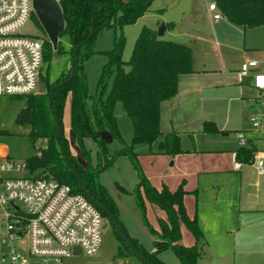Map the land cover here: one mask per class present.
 Wrapping results in <instances>:
<instances>
[{"label":"trees","instance_id":"obj_1","mask_svg":"<svg viewBox=\"0 0 264 264\" xmlns=\"http://www.w3.org/2000/svg\"><path fill=\"white\" fill-rule=\"evenodd\" d=\"M153 0H59L62 7L65 28L60 38L67 37L69 48L65 50L59 43L58 50L47 37H43L44 60L50 63L54 54L68 52L74 60V70L59 75L50 82L49 69L42 74L48 84L45 93L22 96L26 102L19 110L16 121L28 125V136L33 144L45 141L38 151L26 158L29 172H48L55 179L67 183L74 192L83 193L108 219L120 241L117 259L131 256L139 261L117 232L108 214L99 206L108 209L123 226L126 234L138 253L148 264H167L159 257L164 249L171 248L182 264H198L206 244L203 229L198 217L190 216L185 206V196L189 192L182 181L175 189L166 185L158 188L140 170L139 181L133 191L123 185L118 187L124 192L134 194L137 204L150 233L156 237L155 250L147 249L137 238L131 236L120 218V209L109 190L100 181V174L112 166L118 157L125 155L138 162L135 146L147 144L150 147L158 142V153L177 155L184 153L180 145V135L176 130L163 133L161 129V104L175 96L179 90L182 74L194 71L193 51L190 45L159 36L155 29L144 26L134 44L129 60H124L125 38L123 34L115 38L114 46L105 50L108 61L103 66L98 91L90 93L85 61L99 53L96 49L98 33L106 28H123L135 23L149 9ZM224 17L245 27L264 25V0H215ZM33 17L36 19L35 14ZM32 17V18H33ZM113 76L106 97L103 91L107 81ZM55 88L53 89V87ZM92 99V106L88 100ZM122 103L124 113L132 119L133 138L131 143L121 137L114 105ZM69 102V134L64 127L65 109ZM70 130L86 160L82 165L70 142ZM102 130L112 133L120 140V147L114 152L108 150V143L99 135ZM205 132L220 131L213 121H205ZM0 133L7 134L6 130ZM163 136V137H162ZM91 138L98 144L97 160L92 161L91 150L86 147L85 139ZM259 149L255 146H242L234 152L235 160L251 162ZM8 157L11 158L8 154ZM77 177V178H76ZM81 184L86 192L83 191ZM146 201L161 209L164 216L157 218V227L145 216ZM182 224H186L195 242L185 245L182 240ZM140 264H145L139 261Z\"/></svg>","mask_w":264,"mask_h":264},{"label":"rangeland","instance_id":"obj_2","mask_svg":"<svg viewBox=\"0 0 264 264\" xmlns=\"http://www.w3.org/2000/svg\"><path fill=\"white\" fill-rule=\"evenodd\" d=\"M168 1H175V3L165 11L156 10V7L163 5V0H153L149 9L135 23L127 24L122 29L106 28L98 33L95 46L99 53L84 63L90 93L95 95L98 91L103 66L108 61V56L104 51L114 46L117 36L123 34L125 38L123 58L127 61L131 57L134 44L144 26L153 27L159 20H162L163 23L164 20L174 19L176 21L174 31L166 33L164 38L184 42L189 39L185 34L186 31L195 32L198 26V28L204 27L207 29L211 27V24L207 26V23H205L207 21L206 17L203 15L205 13L203 12L204 7L210 0H198L196 2L197 7H201L196 13L188 9L193 5L195 6L194 1L190 4L184 0ZM179 30H182L180 34L177 33ZM20 32L48 38L37 17L28 20L20 29ZM60 40L66 48L65 50H67L69 48L68 38L63 37ZM70 67L69 53L59 52L53 55L50 63L44 60L43 71L47 73V69H49V78L52 83L63 72L67 73ZM112 78L111 75L107 81L103 97H106L110 90ZM250 95V98L242 99L240 105H233L234 114L232 115L233 119L227 124L228 131L222 132L219 129L220 131L207 132L203 135L196 133L195 137L180 133L181 147L191 150L199 147L208 150L202 153L207 157V161L204 162V167L200 165L201 170H188V163L186 164L183 154L158 153V142H155L151 147L147 144L135 146V151L138 153L137 163L129 156L122 155L117 158L112 166L101 172L100 181L117 202L120 209V218L128 233L137 237L147 248L152 249L154 247V236L144 222L143 213L137 204L136 197L134 194L124 192L118 187V184H121L127 190L133 191L139 181L140 170L158 188L166 185L170 189H175L182 181H185V188L189 191L184 201L187 213L192 217L196 215L198 218L204 219V235L207 246L206 253L199 260V264H223L225 260L228 262L229 257L227 254L225 258H219L217 255L218 250L222 247V242L219 241L221 239L219 226L221 223H225V217L228 215V205L231 201H237V203L246 206L254 201L259 191L264 188V172H260L257 165L259 152L251 162L242 163L240 161V171L234 169L235 159L232 151L240 146L238 130L236 129H241L247 136H254L259 151H264V124L261 128H254L251 121L253 117H258L264 122V109L260 104L262 98L258 97L257 91H252ZM261 101L263 102L264 99ZM25 102V97L0 96V131L6 130L8 132L7 134L0 133V142L6 145L9 156L16 162H25L26 158L35 154L40 146L46 144L45 141L33 144L27 134L29 131L28 125L19 124L16 121V116ZM92 103L93 100L89 99L88 106L91 107ZM69 110L68 102L64 120L67 135L70 127ZM114 114L121 137L125 142L131 143L133 138L132 119L124 113L122 103L119 101L114 105ZM85 144L91 150L92 161L95 164L98 144L91 138H86ZM107 146L110 152H114L120 147V140L115 138ZM186 168L187 170H185ZM218 191L219 194H217ZM160 211L146 201L145 216L155 227L158 225L157 216ZM161 213L163 214L162 211ZM182 233L184 244L194 243V236L186 224H182ZM256 233L261 235L263 232L260 228H257ZM1 234H5V228L0 221ZM224 235L227 236V233L224 232ZM17 245L22 252L28 254L29 236L27 234L23 236ZM119 246L120 241L115 235L111 222L106 218L104 219L99 251L93 256L79 254L64 258L61 264H140L131 256L117 259L115 263L114 258L119 252ZM160 255L167 257L166 259H169L168 261L172 264H182L171 248L164 249L160 252ZM218 261H221V263H218ZM168 264L170 263L168 262Z\"/></svg>","mask_w":264,"mask_h":264},{"label":"built area","instance_id":"obj_3","mask_svg":"<svg viewBox=\"0 0 264 264\" xmlns=\"http://www.w3.org/2000/svg\"><path fill=\"white\" fill-rule=\"evenodd\" d=\"M213 18L223 14L210 2ZM34 12L33 0H0V96L39 93L44 53L43 37L20 32ZM258 62L249 59L241 66L240 78ZM253 85L264 92V72L254 75ZM264 102V101H263ZM252 126L261 128V118ZM240 145H248L244 131ZM258 168L264 172V151H258ZM240 162L235 160L234 167ZM0 264H61L74 255H95L101 246L104 217L81 192L52 177L48 172H29L26 162H16L0 153ZM29 236L28 254L18 241ZM81 248L75 253L74 248Z\"/></svg>","mask_w":264,"mask_h":264},{"label":"crops","instance_id":"obj_4","mask_svg":"<svg viewBox=\"0 0 264 264\" xmlns=\"http://www.w3.org/2000/svg\"><path fill=\"white\" fill-rule=\"evenodd\" d=\"M184 1L189 2L188 4L192 1L195 2V6L188 8L193 13L198 12L201 7H197L198 0ZM212 1L210 0V2ZM163 2V5L156 7V10L165 11L175 3V1L169 2L168 0H163ZM210 2L207 4L206 1L205 10L201 9V11L205 12L203 13L207 20L205 23L207 26L211 24V27L207 29L198 28V26L195 32L186 31L185 34L189 38L187 40L190 41H179L192 47L194 71L182 74L177 94L162 102L160 124L163 133L176 130L179 135L180 133L193 137L196 133L203 135V133H207L203 131L205 121L215 122L222 132L228 131L227 124L233 119L234 104L240 105L242 99L250 98L252 91H257L258 97L264 99V92L257 90L253 85L255 73L264 72V25L245 27L224 16L214 19L213 11L209 8ZM163 22L167 26L164 37L166 33L174 31L176 21L169 19ZM161 24L162 20H159L151 28L157 30ZM181 31L179 30L177 33L180 34ZM249 59L257 60L258 65L250 68L249 72L240 78L241 66ZM261 100L260 104L264 109V102ZM236 130L242 131L241 129ZM247 138L249 142L247 146L258 148L254 136H247ZM238 148L232 151L234 159V152ZM183 150L184 153L180 154L185 156L184 160L186 164L188 163V170L198 171L201 170V166H205L207 157L202 153L208 150L199 147L192 150L183 148ZM0 153L8 155L6 145L1 142ZM240 168L241 166L234 167L239 171ZM219 193L218 191L217 194ZM228 206L225 223L223 222L219 226L221 238L219 241L222 242V247L217 252L218 257L225 258V255H228V262L225 260L223 264H264V188L259 191L255 200L246 206L237 203V201H231ZM161 211L157 218L164 216V212L162 211V214ZM198 220L204 232V219L198 218ZM257 228L263 232L261 235H257ZM224 232L227 233V236L224 235ZM155 240L154 236L152 249L143 245L149 250H155L157 248ZM181 242L183 243V233ZM206 246L207 240L203 256L200 259L206 253ZM159 257L167 264L168 262L172 264L168 261L169 259H166L167 257L161 256L160 253Z\"/></svg>","mask_w":264,"mask_h":264},{"label":"water","instance_id":"obj_5","mask_svg":"<svg viewBox=\"0 0 264 264\" xmlns=\"http://www.w3.org/2000/svg\"><path fill=\"white\" fill-rule=\"evenodd\" d=\"M33 7L34 12L38 20L40 21L41 25L43 26L48 39L53 47V50H58L59 43H60V34L63 32L65 28V19L62 7L59 3V0H33ZM166 23L163 22L158 30L157 34L159 36H163L166 30ZM74 60L71 61V71L74 70ZM55 86L53 87V89ZM48 90V84L41 79L39 82V93H45ZM99 135L109 144L113 142L114 137L112 133L108 130H102L99 132ZM70 142L71 146L75 150L77 154L78 161L86 166V160L82 154V151L80 147L77 145V143L74 140L73 132L70 130ZM77 178V177H76ZM81 187L84 192L86 190L84 189L83 185L81 184ZM99 206L108 214L109 218L112 220L117 232L122 237V239L125 241L129 249L134 253L136 258L141 261L142 263L148 264L144 258L138 253L135 246L132 244L131 240L129 239L128 235L126 234L123 226L119 223V221L114 217V215L105 207L99 204ZM75 253H81V248L76 246L74 248Z\"/></svg>","mask_w":264,"mask_h":264}]
</instances>
